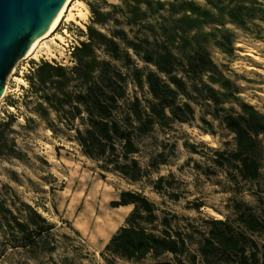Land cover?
Segmentation results:
<instances>
[{
  "label": "rangeland",
  "instance_id": "rangeland-1",
  "mask_svg": "<svg viewBox=\"0 0 264 264\" xmlns=\"http://www.w3.org/2000/svg\"><path fill=\"white\" fill-rule=\"evenodd\" d=\"M98 1L103 11H113L110 5L126 4L138 9L133 13L114 11L113 18L122 24L111 22L98 28L106 34L125 29L137 43L148 38L166 44L181 61L177 74L187 85L185 92H177L176 103H189L194 114L184 122L156 121L148 134H138L137 122L130 124V106L139 98L143 111L149 113L153 98L146 83L136 84L133 69L139 68L147 75L156 67L132 50L133 64L127 65L123 59L112 58L105 47L96 46L98 59L110 61L114 70L127 78L123 84L125 95L114 118L134 132L139 152L132 158L142 167V178L131 181L114 170L111 161L123 153L120 140L115 143L113 156L102 157L97 150L93 156L85 154L76 134V128L84 132L88 127L85 111L70 123L64 114L60 120L45 104L49 116L42 117L36 109L38 96L30 93L26 76L33 62L42 59L69 69L75 66L72 48L87 40L92 13L82 0H73L54 33L40 43L35 54L18 62L0 102V121L8 115L16 119L7 136L12 152L0 155V197L16 213L23 203L36 208L56 228L37 246L23 249L14 248L12 234L0 225V264H105L100 253L126 219L111 206L118 190L141 192L155 205L159 221L154 232L158 235L162 219L176 215L178 219L172 225L190 233L191 252H197L203 240L207 219L230 217L235 222L236 204L251 207L264 217V136L260 137L258 154L261 176L256 181L243 180L235 163L228 161L235 141L222 121L226 114L241 111L239 101L264 114V0H241L255 9L247 13L257 16L244 15L243 22L237 24L229 18L236 3L231 0H160L164 8L157 0H151L149 6L138 0ZM71 14L80 15L69 21ZM128 19L132 24H127ZM120 43L124 49L125 44ZM197 53L208 55L216 66H208L198 74L187 72L184 68ZM209 86L216 89L219 103L211 100ZM83 89L86 85L77 80L69 91L78 93ZM65 111L70 116L69 106ZM215 151L226 154V161H219L224 166H219ZM161 177L163 189L156 190ZM171 195H178V200ZM255 239L264 245V235Z\"/></svg>",
  "mask_w": 264,
  "mask_h": 264
},
{
  "label": "trees",
  "instance_id": "trees-1",
  "mask_svg": "<svg viewBox=\"0 0 264 264\" xmlns=\"http://www.w3.org/2000/svg\"><path fill=\"white\" fill-rule=\"evenodd\" d=\"M82 1L90 8L92 19L87 25V40L80 41L79 46L73 50L75 66L69 69L44 59L33 62L32 69L26 76L31 88L30 93L38 96L36 109L42 117L49 116L45 104L55 110L60 120H63L61 114H64L67 117L65 121L70 123L85 111L88 115L87 129L83 132L76 128L77 139L85 154L93 156L94 150H97L98 155L102 157L113 156L116 153L115 143L120 140L123 153L111 161V164L114 170L131 181H139L143 170L138 161L132 158L139 152L133 141L134 132L123 128L114 118L119 101L125 95L123 84L127 78L114 70L110 61L98 59L96 46L105 47L112 58L123 59L127 65L133 64L130 54L132 50L146 63L156 67L155 71H150L147 75L139 68L133 69L136 84L143 86L146 83L153 98L149 103V113L143 111L139 98H135L130 106V124L137 122L135 130L140 135L148 134L156 121L176 119L184 122L194 114L189 103H176L177 92H185L187 89L186 82L177 74V68L182 66V63L166 44L152 42L148 38L137 43L129 38L125 29H114L110 34H106L98 28L111 22L115 25L122 24L119 19L113 18V12L124 10V13H133L134 8L127 4L124 5L126 9L110 5L113 11H103L98 0ZM250 1L256 3V0ZM138 2L147 6L152 4L151 0ZM231 2H236L229 11V18L235 24L242 23L245 16H257L255 13H247L255 11L252 5L250 8L241 0ZM156 3L161 8L165 7L160 0ZM127 24H132L129 19ZM120 41L125 44L124 49ZM208 66L216 65L208 55L197 53L184 69L198 74ZM77 80L83 82L86 89L78 93L69 91L71 83ZM208 91L211 100L219 103L216 89L209 86ZM66 106L70 107V116L65 111ZM239 106L240 112L226 114L222 120L235 141V150L228 156V161L235 163V168L243 180L256 181L261 176L258 154L260 137L264 136V114L245 102L239 101ZM15 120L14 115H8L0 121V155L6 151L12 152V148L7 145V136ZM189 148L196 150L191 145ZM215 155L219 166H224L219 161H226V154L215 151ZM163 183L164 178H159L155 184L156 190H162ZM171 198L178 200L179 196L171 195ZM127 205H134L132 212L100 253L105 264H143L148 260H152L153 264H264V245L255 239V236L264 235V217L257 215L251 207L236 204L235 222H232L230 217L207 219L206 230L202 231L203 240L197 252H191L190 233L180 231L172 225V222L178 219L176 215H166L162 219V229L158 235L154 232L159 221L156 207L143 193L122 191L120 199L111 202L113 208ZM197 207L200 208L201 205ZM189 224L194 227L190 222ZM0 225L12 234L14 248L23 249L37 246L45 234L56 228V225L50 223L36 208L23 203L16 213L1 197ZM166 256H171L172 259H162Z\"/></svg>",
  "mask_w": 264,
  "mask_h": 264
},
{
  "label": "water",
  "instance_id": "water-1",
  "mask_svg": "<svg viewBox=\"0 0 264 264\" xmlns=\"http://www.w3.org/2000/svg\"><path fill=\"white\" fill-rule=\"evenodd\" d=\"M67 0H0V101L7 79Z\"/></svg>",
  "mask_w": 264,
  "mask_h": 264
},
{
  "label": "bare ground",
  "instance_id": "bare-ground-1",
  "mask_svg": "<svg viewBox=\"0 0 264 264\" xmlns=\"http://www.w3.org/2000/svg\"><path fill=\"white\" fill-rule=\"evenodd\" d=\"M73 2V0H67L65 5L62 7V9L60 10L59 14L57 15V17L55 18L54 22L52 23L51 27L49 28V30L47 31V33L42 36L39 40H37L32 47L29 49V51L27 52L26 56L24 58L28 59L29 57H31L33 54H35L36 49L38 48V46L40 45V43L47 39L48 37H50L52 35V33H54L55 29L57 28L58 24L60 23V21L62 20L63 17H65L66 12L68 11V8L70 7L71 3ZM80 15V14H78ZM76 14H71V16L68 17L69 21L73 20L76 16H78ZM23 58V59H24ZM8 92V86L6 87V91L5 94ZM1 102V101H0Z\"/></svg>",
  "mask_w": 264,
  "mask_h": 264
},
{
  "label": "crops",
  "instance_id": "crops-1",
  "mask_svg": "<svg viewBox=\"0 0 264 264\" xmlns=\"http://www.w3.org/2000/svg\"><path fill=\"white\" fill-rule=\"evenodd\" d=\"M122 191H131V190H118V193H117V196H116V198L114 199V201H118L119 199H120V193L122 192ZM113 202V201H112ZM133 208H134V205H127V206H121V207H119V208H115V209H117V210H119L120 211V213H121V216H122V218L124 219V217H128V215L132 212V210H133ZM121 210H124V211H121ZM126 210V211H125ZM126 220V219H125ZM114 235H112L111 236V238L113 237ZM111 238H110V240H111ZM109 243V242H108Z\"/></svg>",
  "mask_w": 264,
  "mask_h": 264
},
{
  "label": "built area",
  "instance_id": "built-area-1",
  "mask_svg": "<svg viewBox=\"0 0 264 264\" xmlns=\"http://www.w3.org/2000/svg\"><path fill=\"white\" fill-rule=\"evenodd\" d=\"M78 46H79V43H78ZM75 47L72 48V50H74Z\"/></svg>",
  "mask_w": 264,
  "mask_h": 264
}]
</instances>
